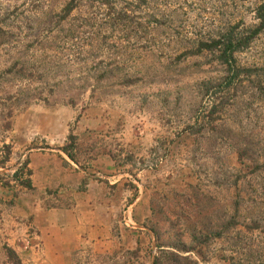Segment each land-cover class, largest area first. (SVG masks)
I'll return each mask as SVG.
<instances>
[{"label":"rangeland","instance_id":"obj_1","mask_svg":"<svg viewBox=\"0 0 264 264\" xmlns=\"http://www.w3.org/2000/svg\"><path fill=\"white\" fill-rule=\"evenodd\" d=\"M260 16L264 0H0V264L5 246L21 264H152L154 230L199 264H264ZM26 160L31 190L10 179ZM65 172L83 178L67 192ZM89 181L108 235L48 257L37 207Z\"/></svg>","mask_w":264,"mask_h":264},{"label":"crops","instance_id":"obj_2","mask_svg":"<svg viewBox=\"0 0 264 264\" xmlns=\"http://www.w3.org/2000/svg\"><path fill=\"white\" fill-rule=\"evenodd\" d=\"M70 179H72L73 185H78L83 178L82 176H71L65 172L62 177V183H59V185H63L62 189L66 192L65 183ZM96 184V181L87 182L84 186L86 188L85 193L74 196L75 201L61 209L45 210L37 207L35 211L36 217L33 221L35 230L39 232L40 239H45L46 242H51L50 244L56 247L55 252L57 253L48 257H60V252L64 251L70 243H78L81 240L97 242L108 235L111 216L107 214L105 206V209L101 210V218H105V220H94L95 217L99 216L98 212H100L97 207L98 204L94 203L97 198L92 192Z\"/></svg>","mask_w":264,"mask_h":264},{"label":"trees","instance_id":"obj_3","mask_svg":"<svg viewBox=\"0 0 264 264\" xmlns=\"http://www.w3.org/2000/svg\"><path fill=\"white\" fill-rule=\"evenodd\" d=\"M260 26L258 27V30H260L259 28H264V16H260ZM257 31V29H256ZM256 33L255 31H253L252 34ZM218 43V42H217ZM219 45H222L221 42H219ZM216 44V42H215ZM225 44H227L228 46L231 45V42L228 38L225 39ZM223 44V45H225ZM5 148V146H3ZM63 152L67 155V157L75 163V159L73 157L72 154H70L66 148H63ZM9 157H10V152L9 150L6 148V152H4V156H2V160H1V164H6L9 161ZM28 165V161L26 160L23 164L22 167L17 169L14 174L10 177V179H12L13 181L17 182V184L21 187L24 188L26 190H31L32 189V185H31V181L30 179H25L22 180L24 176L29 177L30 176V171L27 168ZM1 176H4L3 173H0V183L2 186L4 187H9V183L6 182ZM4 180V181H3ZM154 237H155V241L157 244V248L159 251V256L154 257L153 259V263L152 264H161V260L162 258H166L170 264H199L196 261H192L189 260L188 258L182 257L179 255L180 252H188L191 250H187L186 246L184 243L181 244H176V245H171V246H164L165 244H163V242L160 241V235L159 233L154 230L153 231ZM163 247L166 248H172L174 251H169V250H164ZM4 251L6 254L7 259L11 260L13 262V264H21L19 261V258L17 257V255L15 254V252L8 248V247H4Z\"/></svg>","mask_w":264,"mask_h":264}]
</instances>
